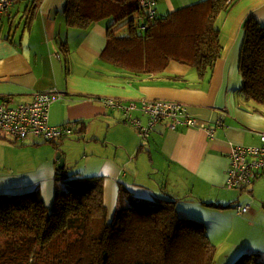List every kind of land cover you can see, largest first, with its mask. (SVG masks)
I'll return each instance as SVG.
<instances>
[{"label":"crops","instance_id":"crops-1","mask_svg":"<svg viewBox=\"0 0 264 264\" xmlns=\"http://www.w3.org/2000/svg\"><path fill=\"white\" fill-rule=\"evenodd\" d=\"M201 1L204 0H157L156 17ZM33 2L13 0L11 20L0 15V95L16 105L31 101L36 91L55 88L62 98L49 108L50 126L76 121L73 131L79 139L85 132L91 134L90 141L106 133V139L112 136V143L124 148L125 153L115 150L105 155L104 148L93 146L90 153L94 158L89 162L93 165L91 175L103 180L108 215L111 217L116 209L121 187L129 190L132 197L151 200L161 196L156 188L161 183L171 190L169 196L176 201L180 214L177 213L187 218L239 201V205L249 206L246 214L239 213L241 227L251 228L245 251L264 256V173L252 180L248 195L225 188L230 148L257 146L258 134L264 132V105L245 101L238 71L245 35L243 23L252 18L264 26V0H239L218 22L221 55L203 79L175 61H170L164 72L150 75L115 68L99 57L106 44L109 21L95 23L86 30L68 28L64 0H42L35 11ZM102 99L121 102V106L136 103L138 109L144 100L181 103L201 125L213 130V137L200 128L181 125L170 131L166 121L161 120L146 139L140 138L125 121L129 116L145 125L147 116L138 110L126 113L122 107L103 106ZM8 137L13 139L0 134V161L6 152L13 151L20 162L13 163L10 173L0 175V195L37 192L50 207L55 189L59 190L54 184L57 162L52 156L30 158L35 149L12 146L15 143ZM69 137L54 140L58 148L49 145L61 153L58 142ZM27 141L38 145L34 140ZM142 156L148 157L154 172H141L136 166ZM131 167L146 177V186L135 183L134 173L128 172ZM255 217L258 224L253 225Z\"/></svg>","mask_w":264,"mask_h":264},{"label":"trees","instance_id":"trees-1","mask_svg":"<svg viewBox=\"0 0 264 264\" xmlns=\"http://www.w3.org/2000/svg\"><path fill=\"white\" fill-rule=\"evenodd\" d=\"M33 1L35 11L42 0ZM238 1L204 0L164 17H156L155 7L146 26L139 0H64L63 15L68 28L80 30L110 22L99 57L115 68L150 75L175 61L203 79L221 55L217 24ZM243 30L240 92L245 101L264 105V26L247 18ZM53 142L47 144L58 148ZM55 177L67 190L55 189L50 207L37 192L0 195V264H35L36 247L65 238L70 228L76 237L52 264H214L202 226L180 216L172 197L146 200L123 192L121 204L120 190L110 217L101 177L68 179L65 168L56 169ZM158 188L164 193L163 184ZM240 264H264V256L251 253Z\"/></svg>","mask_w":264,"mask_h":264},{"label":"built area","instance_id":"built-area-1","mask_svg":"<svg viewBox=\"0 0 264 264\" xmlns=\"http://www.w3.org/2000/svg\"><path fill=\"white\" fill-rule=\"evenodd\" d=\"M142 12L141 25L146 26L145 18L153 16L157 0H139ZM13 0H0V14L10 17V8ZM62 96L57 89L50 88L45 91H36L31 101L9 105L11 99L0 95V134L6 133L13 137L14 141L24 143L27 140H41L50 142L59 138L72 135L77 126L76 121L68 122L62 126H50L48 113L51 104L60 100ZM102 103L108 107H122L126 113L138 110L147 116V122L143 125L138 118L126 119L140 138L146 139L155 125L161 120L166 121V127L174 131L177 126L200 128L209 138L213 137V130L200 124L198 119L188 112V108L178 102L162 100H144L140 109L136 103L121 106V102L111 99H103ZM217 126L219 122L216 123ZM228 169L226 173L225 188L237 190L243 195H248V188L252 180L264 173V132L259 133V145L240 146L233 145L228 152ZM237 212L246 214L249 206H237Z\"/></svg>","mask_w":264,"mask_h":264},{"label":"rangeland","instance_id":"rangeland-1","mask_svg":"<svg viewBox=\"0 0 264 264\" xmlns=\"http://www.w3.org/2000/svg\"><path fill=\"white\" fill-rule=\"evenodd\" d=\"M16 3H21V2H16ZM11 8H10V17L4 14H0V15H3L8 20H11L12 18ZM10 103L11 102H9V105ZM101 104H103L102 101ZM122 125H126V124H122ZM114 131L115 130H113L111 134L114 133ZM76 135L77 134L73 132L68 139H65L63 142H58L60 144V152L62 153V157L64 159L66 178L68 179L81 178V177L87 178V177L96 176V175H91L93 173L90 170V168L92 169L93 165L89 163L91 160H94V158L90 156L93 146L104 148L103 153L105 155H110L115 150H121L123 153H125L124 148L117 147L119 145L112 143L111 141L113 139L112 136H110L109 139L108 138L106 139L107 137L106 133L102 134L101 139L98 140L92 139L93 141H90L92 136H90L91 134H89L88 136V132H85L82 135L83 137L82 139H79V137ZM8 138L11 140V142L14 141L10 137ZM34 142L38 145L34 146L32 145L33 142H29V141L24 143V145H28V146H24L23 144L21 145V143L17 144L16 141H14L15 144H11V145L16 146L19 149L24 147L35 149V152L31 154L30 158H38V160H41L46 158L47 156H52L53 160H55L57 152L51 147V145L47 144L48 142H43L41 140H34ZM12 153L14 154L16 152L12 151ZM12 153L6 152L4 159L0 161V175L3 173H10V171L14 168L13 163L20 162L19 155L15 154L14 156ZM136 166L141 170V172H154L151 169L150 162L147 156H142L140 160L136 163ZM128 172L134 173V176L132 178L135 179L136 181L135 183L146 186L143 182H147V179L143 174L135 172L132 169V167L128 170ZM253 182L254 181H252L251 184H253ZM54 184L58 185L59 192H63L67 190V186H66L67 183L64 182L62 179H58L57 181H54ZM156 188H158V185H156ZM121 191L122 192L119 198H120V203L122 204L124 203L123 202L124 197L122 196V194L123 192L129 193V190H126L123 187H121ZM170 191L171 190L169 188H166L164 190V193H161L160 191L159 192L162 195V197L163 196L168 197L170 195L169 194ZM129 195L132 196L131 194ZM244 203L250 204L248 200H245ZM182 205L188 208L191 207L190 204L188 203H183ZM235 205L238 206L239 201H236L231 204L228 203L221 204L217 208L211 210V212L205 211L202 213H197L196 218L192 217L195 220H197L200 226H202L207 240L214 249V254H215L214 264H240L244 262L246 256L251 255V252L246 253L245 251L247 247L246 240L251 238V236L248 233L251 228L241 227L242 225L239 217L242 216H240V214L237 212L236 210L237 207ZM122 206L123 205H121V207ZM185 216L191 217L189 215H185ZM254 224H258V217L254 218L253 225ZM74 231H76L74 230V228H70L67 231V235L65 238L56 236L46 245L37 246L35 255L32 256V259H34L35 264H52L54 261H57L60 257V252L61 251L63 252L64 249L67 247V245L73 242V240L75 239L76 233Z\"/></svg>","mask_w":264,"mask_h":264},{"label":"water","instance_id":"water-1","mask_svg":"<svg viewBox=\"0 0 264 264\" xmlns=\"http://www.w3.org/2000/svg\"><path fill=\"white\" fill-rule=\"evenodd\" d=\"M55 161L57 162L56 168L57 169H62L64 168V159L61 157V153H57L55 157Z\"/></svg>","mask_w":264,"mask_h":264},{"label":"clouds","instance_id":"clouds-1","mask_svg":"<svg viewBox=\"0 0 264 264\" xmlns=\"http://www.w3.org/2000/svg\"><path fill=\"white\" fill-rule=\"evenodd\" d=\"M162 101H163V100H162ZM174 102H175V101H174ZM103 106H106V105L103 104ZM106 107H108V106H106ZM111 108H112V107H111ZM188 112H189V111H188ZM125 122H126V121H125ZM127 124H129V123L127 122ZM129 125H130V124H129ZM258 135H259V134H258ZM236 207H237V206H236Z\"/></svg>","mask_w":264,"mask_h":264}]
</instances>
